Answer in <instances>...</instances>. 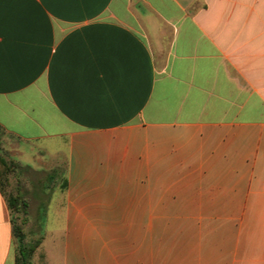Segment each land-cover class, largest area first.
Segmentation results:
<instances>
[{"label": "crops", "instance_id": "0c3cea01", "mask_svg": "<svg viewBox=\"0 0 264 264\" xmlns=\"http://www.w3.org/2000/svg\"><path fill=\"white\" fill-rule=\"evenodd\" d=\"M2 134L58 148L21 175L96 264H264V0H0Z\"/></svg>", "mask_w": 264, "mask_h": 264}, {"label": "rangeland", "instance_id": "374dc122", "mask_svg": "<svg viewBox=\"0 0 264 264\" xmlns=\"http://www.w3.org/2000/svg\"><path fill=\"white\" fill-rule=\"evenodd\" d=\"M0 139L3 149L2 155L5 158L18 160L22 164H27L33 168L49 165L53 150H58L56 146L52 145L51 147L50 141L46 138L20 144L12 138H7L4 134ZM18 161L17 166L13 168L9 175V182L3 187V194L7 196L20 190L27 204L28 201L30 202L29 207L24 208V211L22 208L19 211L11 210V217L15 220L14 224L20 223L26 242L33 243L39 240L32 254L30 264H64V256L66 257V264L70 262L72 264H96L98 255L93 244V238L87 234L84 226H61L62 222L53 217L55 212L48 211L46 206L44 208V205L39 208L40 218L37 220V210L34 208L32 195L38 191V188L46 191L48 187L45 184L38 187L36 178L33 179L30 176L23 178L21 175L23 171H21ZM127 213L131 214V212ZM161 213L162 218H208V212L170 211ZM72 222L77 223L78 221L73 220ZM131 229L135 231L134 234H139L138 227H131ZM14 244L16 246L15 241Z\"/></svg>", "mask_w": 264, "mask_h": 264}, {"label": "trees", "instance_id": "16d2710c", "mask_svg": "<svg viewBox=\"0 0 264 264\" xmlns=\"http://www.w3.org/2000/svg\"><path fill=\"white\" fill-rule=\"evenodd\" d=\"M2 143L0 139V190L4 192L3 187L9 182V175L13 168L17 166V161L12 158L7 159L2 155ZM8 207L11 210L19 211L28 206L20 190L16 193H10L6 196ZM12 233L16 243L14 264H30L32 254L39 243V240L33 243L26 242L25 234L20 227V223L14 224L15 220L11 217Z\"/></svg>", "mask_w": 264, "mask_h": 264}]
</instances>
